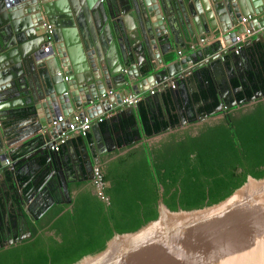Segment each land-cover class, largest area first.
<instances>
[{"label": "water", "instance_id": "1", "mask_svg": "<svg viewBox=\"0 0 264 264\" xmlns=\"http://www.w3.org/2000/svg\"><path fill=\"white\" fill-rule=\"evenodd\" d=\"M174 12L185 39L192 34L191 17L196 28L191 41L211 35L215 41L195 46L193 53L180 52L181 58L173 55L165 25ZM246 15L255 17L254 30L264 27V0H0V105L6 104L0 106V123L7 118L32 122L31 129L17 132L14 140L21 143L14 151L26 146V155L10 162L6 152L0 153V184L7 171L15 185L21 172L38 169L30 191L17 194L21 206L27 196L46 201L62 190L70 198L62 172L67 174L69 166L74 176L76 168L70 159L50 151L63 129L54 130L51 123L60 114L93 118L111 112L129 93L147 91L156 83L171 81L178 88L167 101L156 97L161 121L173 114L183 125L179 110L184 102L187 106L203 88L217 91L222 73L233 76L241 65L245 74L252 71V57L262 56L260 50L256 56L248 54L247 47L239 55L232 53L238 34L233 28ZM45 24L51 28L47 53ZM259 37L263 42L264 32ZM232 87L229 81L228 89ZM108 90L118 91L119 98L102 99ZM262 96L255 94L251 100ZM221 111L219 106L211 114ZM93 131L96 146L114 141L99 125ZM30 137L38 149L30 148V141L24 143ZM81 146L80 171L99 166L103 151L90 150L84 141ZM56 166L58 191L51 193ZM75 264H264V177L248 176L230 196L200 209L171 211L160 202L156 219L134 232L114 233L101 252Z\"/></svg>", "mask_w": 264, "mask_h": 264}, {"label": "flooded vegetation", "instance_id": "2", "mask_svg": "<svg viewBox=\"0 0 264 264\" xmlns=\"http://www.w3.org/2000/svg\"><path fill=\"white\" fill-rule=\"evenodd\" d=\"M247 73L245 74L244 65H241L233 76L229 77L222 73L217 80V84L219 83L217 91L203 88L193 95V101L188 102L187 106L184 102L179 110L184 118V124L179 125L177 118L178 121L173 126V130H169V132L180 130V134H168L159 138L155 143H150V141L146 143V140L151 139L149 137L143 142L136 143L134 148L131 147L133 150L137 149V153L131 160L132 164L140 167L147 162L148 167L146 168L149 171L140 176L139 181L142 183L138 190L140 189L144 198L149 199L157 193L156 209L160 202L164 204L163 200L170 199L173 193H176V198H178L185 181L193 182L198 179V181L206 182L205 175L221 173V167L230 168L231 164H235L234 171L240 173L242 171L240 161L244 162L247 158L251 160L254 157L252 145L254 142L260 141H255L260 138L257 133L264 132V96L257 100L251 99L255 94L264 95V91L254 92L252 95L248 92L249 88L245 86ZM240 77H244V80ZM229 81L233 87L228 89ZM234 81L238 85H235ZM202 93H206V96L204 97ZM234 98L242 103L234 105ZM214 102H217V105L211 111H207V106ZM219 106L222 107L221 113L212 115L211 113ZM197 114L200 117L199 120ZM206 114L209 116L206 117ZM218 116L221 117L217 120L214 119ZM173 117L176 115L171 114L164 122L172 123ZM107 143L109 152L113 145L110 142ZM140 143L142 144L137 146ZM72 164L74 165L73 162ZM155 165L159 167V177L154 170ZM79 167L78 165V169H80ZM68 170L69 166H67V174L65 170L62 173L67 177L70 198L66 197L62 190L55 199L24 203L22 206L16 201L14 207H11L12 209H5L7 212L11 211V214H5L2 218L0 216V264H8L5 251L11 247L17 248L36 243L35 250L39 248L50 250L62 244L63 238H67V236L72 238L71 231L75 225L71 221V216L78 214L75 201L77 192L89 191L93 196L96 195L90 185L92 168H87L85 172L80 171L78 175L74 176H70ZM58 172L59 169L56 166L55 178H59ZM138 173H141V170ZM65 177L63 181H65ZM108 188H110V183L106 182V189ZM73 189L76 191L74 197L71 196ZM205 191L208 192L207 187H205ZM165 192L167 195H164ZM89 203L95 204L92 201ZM59 208H61L59 216L67 213V219L59 224L61 232L56 236L55 232H50L48 228L57 219L55 218L48 226H44V224ZM95 210H98V205L94 208ZM104 211L106 212V209ZM42 226L43 228H41ZM31 230H36V234H32ZM8 242H12V244L9 245Z\"/></svg>", "mask_w": 264, "mask_h": 264}, {"label": "trees", "instance_id": "3", "mask_svg": "<svg viewBox=\"0 0 264 264\" xmlns=\"http://www.w3.org/2000/svg\"><path fill=\"white\" fill-rule=\"evenodd\" d=\"M255 50L262 51L259 47ZM255 50L250 55H257ZM263 52V51H262ZM255 68L249 71L246 76L245 86L249 88L251 95L254 92L264 91V52L260 58L252 57ZM235 85H238L234 81ZM167 95L168 91L164 92ZM205 97L206 93H202ZM217 102L207 106V111H211ZM138 119L140 128L137 126L134 115L126 116L108 127V130H119L116 138L117 145L125 146L127 148L133 147L138 143L142 137L149 138L153 134H159L165 131L168 127L174 126L177 123V118L173 117L172 123H166L159 120L160 118L150 117L142 107L138 104ZM111 120V119H110ZM103 128L105 120L100 123ZM257 135L259 139L257 143H253V153L251 160L247 158L244 162L240 161L241 172L236 173L235 164H231L230 168L221 167V173L205 175L206 182L185 181L182 191L176 198V193H173L170 199H164V205L171 211H176L178 208L182 210L200 209L205 206H211L230 196L237 188L242 186L246 178L251 176L255 179L264 177V132H259ZM251 147V145H249ZM137 149L130 151L128 154L117 158L115 161L108 163L102 169L103 177L106 182L110 183V188L105 190L108 198V206L103 205L100 200L93 196L89 191L77 192L75 197L77 202V216H71V221L74 223L70 239L63 238L62 244L57 248L50 250L37 249L36 243L26 244L17 248L11 247L6 252L8 257V264H75L82 258L101 252L111 239L114 233L125 234L134 232L146 223L156 219L157 209V193L153 197L144 198L138 187L142 182L139 181L141 175L149 172L146 167L147 162L140 167L132 164ZM251 153V152H250ZM156 175L160 176L159 167L154 166ZM219 168V166H218ZM141 170V173L138 171ZM138 174V175H137ZM11 175L6 173V181L9 182ZM20 179L19 184L23 185L28 182V179L22 175L17 176ZM11 182V181H10ZM208 188V192L205 191ZM30 186L27 184L23 187L25 193L29 192ZM167 195V192L164 193ZM94 202L91 205L89 202ZM98 210L94 211L97 207ZM101 207V209H99ZM6 208L1 207L0 211L5 216ZM106 209V212L104 211ZM97 211V212H96ZM61 208L55 210L52 216L49 217L44 226H48L50 222L54 221L48 230L54 231L55 235H59L61 229L59 224L67 219L66 215L59 216ZM111 223V224H110ZM43 228V226L41 227ZM32 234H36V230H31Z\"/></svg>", "mask_w": 264, "mask_h": 264}, {"label": "crops", "instance_id": "4", "mask_svg": "<svg viewBox=\"0 0 264 264\" xmlns=\"http://www.w3.org/2000/svg\"><path fill=\"white\" fill-rule=\"evenodd\" d=\"M169 16V25H165L166 26V33L167 36L170 38V42L173 48V55L179 54L178 56L181 58V54L180 52H184L186 50H188V53H193L195 51L192 45V43H194L193 41H191L192 37L196 36V28L194 26V23L192 22V19L190 17V21H191V28H192V34H190V38L185 39L183 37V33H182V28L180 25V21H179V17L176 14V12L173 13V15H168ZM247 16V15H246ZM246 16H241V17H246ZM259 18L261 19V16H259ZM249 24L252 25V22H250ZM260 34H254L251 38H249L246 43L244 44V48H246L245 50L249 53H252L256 47H259L263 52H264V41L262 42V39H260ZM198 38V37H197ZM256 41V43L254 42ZM243 48V49H244ZM172 55V56H173ZM178 89L177 87L174 89L176 90ZM179 89L182 91L183 87L180 86ZM173 90V91H174ZM168 93L167 95H165L164 92L162 93H156L154 96L149 95V91H142V92H138L137 94H139V96L142 98L141 100V105L144 108V111L150 116V117H155V118H161V114L158 113V107H159V101L160 99H156L157 96H163L165 98V100L167 101L169 98H171V92L172 90H167ZM119 93H117L116 97L119 98ZM130 95H136L134 93H129L128 96ZM19 102V100H17ZM6 104H1V107H4ZM156 105V106H155ZM138 105H136L135 107H130V108H126L122 105L118 106V108L112 110L110 113L112 114V117L110 119L105 120V125L102 128L100 124H98L104 133L106 132H111L112 135L114 136V141L112 142L113 145V150L109 151L110 155L107 156V154H109L108 150H107V142L104 145H97L94 143V140L97 139V131H93V132H89L88 135L85 138H72L71 140H69L67 142V144L60 150V152L58 153V155L60 157H63L64 160L70 159L76 168V175L79 174L80 169H78V165L80 166V158L82 155V146H81V142L84 141L85 144L88 146V148L92 151H95V149L97 147H99L100 151H103V154L101 156V163L99 165V167L101 169L104 168V166H106L110 161H112L114 158H119L121 157L127 150V147H123L121 145H117L116 143V138L119 135L118 131L119 130H115L116 133L114 131H110L108 130V127L110 125H112L113 123L115 124L118 119H123L126 116L129 115H134L136 122H137V126L138 128H140V122L138 119V112L139 109L137 107ZM78 112V111H75ZM107 114L102 113L99 115L94 116L93 118L96 117H106ZM60 116L64 117L63 114H60ZM59 116V117H60ZM175 118H178V116L176 115ZM21 120H24V118H22ZM21 120L19 119H12V118H7L4 119L1 123H0V141H1V147L2 149H0V153H7L9 155V160L10 162L14 159L17 160L21 157H23L24 155H26L29 152V148H27L26 146L23 148H19L18 150L14 151V149H16V147H21V143H14V140L17 138V132H28L31 129V125L32 122L27 120V121H23L21 122ZM161 120V119H159ZM21 122V123H20ZM184 124V123H183ZM97 124H94L93 126H95ZM18 126V127H16ZM92 126V127H93ZM93 133V134H92ZM143 138V137H142ZM141 140H145L144 138ZM33 138L30 137L27 140L24 141V143L26 141H30V148H36L35 146H32L35 144V142H33L32 140ZM148 139V138H146ZM140 140V141H141ZM23 143V144H24ZM115 145H114V144ZM115 146V147H114ZM109 148V147H108ZM38 149V148H36ZM3 150V151H2ZM113 154H116V156L112 157ZM34 158L30 159V164H33ZM81 163H83V160L81 158ZM18 168L20 167V165L17 166ZM95 166H93L94 168ZM92 168V169H93ZM53 171H55L56 167H52ZM6 173H9V171L5 172V176ZM40 173V170L38 169H34L28 173L26 172H21L20 175L26 177L28 179V182L21 185V184H13L11 181V179H9V182L6 181V178H4V180L2 181L3 183L0 184V205L1 207L4 208H11L14 207L13 205L16 204V201L18 202L17 194H24L25 192L23 191V187L26 184H29L30 188H31V182L33 180L34 177L38 176V174ZM10 174V173H9ZM33 174V176H32ZM11 175V174H10ZM12 176V175H11ZM10 176V177H11ZM1 180V178H0ZM90 185L93 189V186L91 184L90 181ZM23 186V187H22ZM51 193H57L58 191V178L54 177V179H52L51 182ZM72 189V187H71ZM75 189L72 190L71 192V196L74 197V194L76 193V191H74ZM30 191V190H29ZM26 194V193H25ZM56 197H52V199H55ZM25 203H33V202H38L41 201L39 199H28V196L26 199ZM40 203V202H39ZM12 209V208H11ZM0 214H4V212L0 211Z\"/></svg>", "mask_w": 264, "mask_h": 264}, {"label": "built area", "instance_id": "5", "mask_svg": "<svg viewBox=\"0 0 264 264\" xmlns=\"http://www.w3.org/2000/svg\"><path fill=\"white\" fill-rule=\"evenodd\" d=\"M255 19V17L246 16L241 17L240 21L236 24V26L233 28L235 32H238V34L234 38V42L232 43L233 51L232 53L235 55H239L242 49L244 48V44L246 41L251 38L254 34H260L264 32V27H260L257 30H254L253 26L249 24L252 22V20ZM45 26V32L47 35V44L44 47V52H48V46L51 41V28L47 24ZM215 41L214 36H208V37H198L196 43H192L194 48L195 46H204L207 44H210ZM128 71L127 68L123 69L122 72L126 73ZM176 88V85L173 82H161L154 84L153 87H151L149 91V95L154 96L156 93L164 92L167 90H174ZM118 91L116 90H108L101 96L102 99L106 98H114L117 95ZM142 98L139 96V94L136 95H130L124 100H122L121 105L130 108L135 107L141 102ZM107 114L106 117H96V118H87V117H81L79 114L74 113L73 115L65 118V117H58L55 121H53L50 125L51 128L54 130L56 128L62 127L63 129L60 131V134L53 139V143H50V151L53 153H58L69 140L72 138H85L90 129L94 124H100L104 120L110 119L112 117V114L110 112L105 113ZM8 163V162H7ZM91 184L93 186L94 193L96 197L104 204H108V198L105 194L106 190V181L104 180L102 169L99 166H95L92 169V179Z\"/></svg>", "mask_w": 264, "mask_h": 264}, {"label": "rangeland", "instance_id": "6", "mask_svg": "<svg viewBox=\"0 0 264 264\" xmlns=\"http://www.w3.org/2000/svg\"><path fill=\"white\" fill-rule=\"evenodd\" d=\"M127 69H129L128 67H126ZM165 92V91H164ZM221 116H218V117H215L214 119H218V118H220ZM182 126V125H181ZM168 129V128H167ZM165 130L164 132H160L159 134H153V137H151V139L150 140H146V138L145 137H143L145 140H146V143L147 142H149L150 141V143H155L156 141H158V139L159 138H161V137H163V136H165V135H168V134H180V130L178 131V130H175V131H173V132H169V130ZM173 130V129H172ZM166 132H168V133H166ZM158 135H161V136H158ZM158 136V137H157ZM142 138V139H143ZM142 142L144 141V140H141ZM140 141V142H141ZM142 143H140V144H137V146H140ZM137 146H135V147H137ZM134 148V147H133ZM133 148H128V150L122 155V156H124V155H126L129 151H131V150H133ZM114 156H116V154H113L112 155V157H114ZM117 158H114L111 162H113V161H115Z\"/></svg>", "mask_w": 264, "mask_h": 264}, {"label": "bare ground", "instance_id": "7", "mask_svg": "<svg viewBox=\"0 0 264 264\" xmlns=\"http://www.w3.org/2000/svg\"><path fill=\"white\" fill-rule=\"evenodd\" d=\"M173 91V90H172ZM160 93H162V91L160 92ZM124 100V99H123Z\"/></svg>", "mask_w": 264, "mask_h": 264}]
</instances>
